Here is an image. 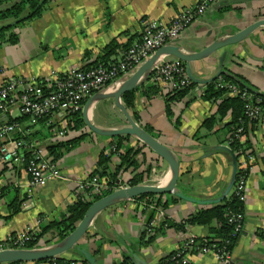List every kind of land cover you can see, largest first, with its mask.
I'll list each match as a JSON object with an SVG mask.
<instances>
[{"label":"crops","instance_id":"obj_1","mask_svg":"<svg viewBox=\"0 0 264 264\" xmlns=\"http://www.w3.org/2000/svg\"><path fill=\"white\" fill-rule=\"evenodd\" d=\"M197 1L51 0L49 9L40 17L17 27V43L0 47V84L11 76L34 77L47 83L55 73H67L98 60L106 54L112 42L119 45L113 55V59H118L126 45L141 38L150 20H170L183 8L193 7ZM233 1L215 0L181 33L175 44L181 51L193 52L228 35L230 30L236 33L264 19V0ZM222 51H227L223 67L220 64ZM86 52H89L88 57H85ZM165 58L180 59L173 55ZM184 65L187 67L185 62ZM223 69L226 73L241 75L264 93V26L238 44L191 62V73L199 80L215 78ZM147 84L150 82L145 86ZM143 86L136 90L135 107L130 112L138 117L137 121L143 127H151L155 136L176 154L180 161L178 189L199 199H221L218 203H222L233 189L223 197L232 180L233 159L231 153L219 145H227L229 128L225 125L230 122V117L218 123L212 131L202 128L204 120L217 112V103L200 94L201 89L205 91L204 83H195L180 101L172 103V118L166 109V96L171 92L169 85L159 82L156 85L159 93L150 97L145 94ZM9 115L12 119L24 116L18 105L10 108ZM60 116L56 117L57 123L63 120ZM90 117L104 128L125 123V116L112 97L93 104ZM177 117L181 119L180 124L176 123ZM24 124L29 126L28 121ZM39 129L40 125L33 128L41 143L50 144L60 139L55 135L56 130L50 133L45 126V135H42ZM82 131L87 133L86 136L56 161L66 179H52L46 185L29 189L24 165L0 166V191L10 187L0 198V245L13 233L27 229L37 233L52 221L61 220L68 206L77 201L79 182L89 178L97 169L102 153L108 155L110 169H116L120 159L118 156L114 158L110 151L117 136L100 135L88 128ZM79 133L70 132L67 137ZM128 136L122 141V151L138 148L139 142L145 145L137 137ZM250 138L255 160L247 178L244 229L237 237L228 261H219L213 251L200 253L193 250L189 256L190 264H264V113ZM137 158L152 165L149 179L154 174L162 177L163 184L169 181V164L146 145ZM132 175V169L123 170L117 179H121L124 185H131ZM143 201L151 204L145 205ZM157 201L165 202V207L158 205ZM14 202L21 204L19 212H13ZM152 204L155 208L151 207ZM212 205L187 201L172 193L121 200L95 216L79 243L93 253L98 264H160L163 258L181 246L189 233L198 239L213 236L209 225L188 222L192 215ZM150 220H154L151 233L146 229ZM60 240V235L52 229L34 247ZM61 257L73 260L75 264H82L85 259L73 250ZM18 264L50 263L30 261Z\"/></svg>","mask_w":264,"mask_h":264},{"label":"built area","instance_id":"obj_2","mask_svg":"<svg viewBox=\"0 0 264 264\" xmlns=\"http://www.w3.org/2000/svg\"><path fill=\"white\" fill-rule=\"evenodd\" d=\"M214 1L198 0L193 7L183 8L170 20H150L145 26L143 37L124 50L113 63L98 64L90 68L80 67L68 71V73H55V77L47 82L46 87L39 84L34 77H26V79L8 77L0 84V140L3 141L0 143V166L12 163L24 165L28 175L27 185L29 189L46 185L52 179H66V175L45 146L38 138L31 137L34 131L33 126L38 125L39 119L44 116H49L47 124L51 125L55 123L56 117L59 115H61L60 119H64L68 114L83 109L85 100L97 91L109 87L132 73L140 64L149 59L160 46L179 37L195 19L206 12ZM219 80L218 86L228 87L229 94H241L246 103V113L251 120H259L262 117L264 107L259 102H254L253 93L247 90L242 91L234 84L225 83L222 78ZM161 81L167 83L171 91H178L191 84L181 62L174 59H163L156 65L149 82L152 85H157ZM200 94H204V89H201ZM14 105H18L20 112L28 117L29 126L18 121L8 122L4 120ZM242 131L243 128L240 127L236 136L245 139ZM15 132L20 134L19 139L11 136ZM55 135L63 137L66 134L64 130H59ZM227 145L229 146V142ZM113 151L115 158L118 153L116 148L111 149L110 152L113 153ZM250 152L251 150L247 152L249 154L247 157L245 154L240 157L243 168L249 167L255 160V155ZM251 168L252 165L250 171ZM248 175L247 173L241 174L235 181V194L242 202L246 200ZM120 187H127V185L119 182L116 189ZM78 189V200L91 201L99 195H106L111 187L105 178L95 176L92 179L79 182ZM143 203L146 205L148 201H143ZM151 207L155 208L153 204ZM227 222L232 226V236L238 237L245 225L243 211L229 210ZM153 226L154 220L147 226L148 230L152 231ZM34 233L35 231L30 229L13 233L1 243L0 249L29 248L27 243L34 239ZM193 250L200 253L213 251L219 261L222 262L228 261L232 252L226 245L218 246L216 242L210 246L200 243L195 234L189 233L180 248L172 253L169 260L172 264H190L189 256ZM71 264L75 263L71 262ZM161 264L166 263L161 262Z\"/></svg>","mask_w":264,"mask_h":264},{"label":"trees","instance_id":"obj_3","mask_svg":"<svg viewBox=\"0 0 264 264\" xmlns=\"http://www.w3.org/2000/svg\"><path fill=\"white\" fill-rule=\"evenodd\" d=\"M50 5L51 0H0V47L5 44L17 43L19 40V33L16 30L17 27H19L27 20H32L40 17L44 13V11L49 9ZM129 46L131 45H126L124 50L129 48ZM118 47L119 45L116 42H112V44L109 46V50L104 56H101L98 60H95L85 65L83 68H90L93 66H97L98 64H110L115 62L117 59H113V55L115 54L116 49ZM88 56L89 52H86L85 57ZM220 78H222L225 83L236 85L242 91L247 90L253 93L255 100L254 102H259L260 105H262L263 107L264 93H261L256 90L255 87L252 86L249 81L241 75L233 73L222 72L215 79L206 83V88L203 97L206 100H209L213 103H217V112L204 120L202 128H206L207 131H212L218 123L223 122L226 117H230V122L227 123L225 126L229 128V136L227 138V142H229V146L235 153L238 161L236 177L237 180L241 174L250 173V167L252 164L247 168H243L241 165L240 157L243 154H245V156L247 157V155H249L247 154L249 150H251V154L255 153L253 149L252 139L250 137L254 134L256 124L259 120H251L248 117L245 107L246 103L245 100L242 98L241 94L231 95L229 94L228 87L218 86ZM193 86H195V83L191 81V84L187 88L178 91H171L167 94L166 109L169 118H172L174 116V112L172 110V103L180 101ZM144 90L145 94L149 97L157 95L159 93L158 87L152 84H147ZM135 94L136 90H132L122 95L123 101L129 110H133L135 107ZM258 99H260L261 101ZM85 103L86 100L83 102V104ZM82 110L83 109L70 113L66 117H64V119L60 123H57L56 120L55 123H52L51 125L47 124L49 116H44L39 119L38 125L41 126L39 132L42 133V135H45V126L46 130L50 133L54 130H56V132H58L59 130L65 131L66 135L60 137V139L57 138V140H53V142L50 144H46V142L42 143L47 149L48 153L53 156L54 161H57L64 153L73 149L86 136L87 133L82 131L85 127ZM6 116L8 118H6L5 120L8 122L22 120L28 121V117L25 115L19 118L17 117L16 119H12L9 113H7ZM134 117L136 120L138 119L135 114ZM180 120V117H177L176 123L180 124ZM34 127L35 125L33 126V128ZM240 127L243 128L242 135H245V139H241L236 136V133ZM145 128L148 132L155 136L151 127L146 126ZM74 131H79L80 133L74 137L68 138L67 135L70 132ZM33 133L31 134V137L38 138L37 131H33ZM14 136L19 137L20 134L16 132ZM128 137V135H120L114 138L115 141L113 142H115L114 144L116 145V152L118 153V158L120 159V163L117 165L116 169L114 171L110 169V159L108 155H106V153L104 152L102 153L99 159L97 169L91 174V176H100L105 178V180L109 181L111 191L116 189L117 178L123 170H133V175L131 176L129 182L131 185L138 184L140 182H143L145 179H149V175L151 173L152 165H147L144 161H139V159L137 158V155L141 153L143 148H145V145L139 142L140 145L136 149L129 148L125 152L121 150L122 141L124 140V138ZM1 142L3 141L0 140V143ZM112 154H115V152L113 151ZM234 186L235 183L233 184V189L230 195L222 203L213 204L210 208L201 210L188 219L189 223L210 226V230L213 236L204 239H198L200 243L210 246L213 242H216L218 246L226 245V247L232 251L237 237L232 236V226L227 222V212L229 210L242 212L244 208V202L240 201L239 198L236 196ZM9 188V186H6L0 191V198L7 192ZM109 192L110 190L107 193ZM153 196L155 195L146 194L138 196L135 199L139 200L142 198H153ZM101 197L102 195H99L91 201H85L83 199L77 200L75 203L68 206L66 213L63 215L61 220L52 221L49 225L42 227L41 231L34 233V239L29 241L27 243V246L29 248H32L37 245L39 239L52 229L57 231L61 239L66 237L70 232H72L76 228V225L79 223V221L83 219L89 206L95 200ZM148 203L150 202L148 201ZM157 204L163 207H165L166 205V203L163 201H157ZM20 210L21 204L14 202L13 212H19ZM172 253L167 255L160 262L172 264L169 260ZM39 262H47L50 264H71V262L74 261L67 260L59 256L54 257L50 260H43ZM18 263L20 262H10L9 264ZM82 264L89 263L86 259H83Z\"/></svg>","mask_w":264,"mask_h":264},{"label":"water","instance_id":"obj_4","mask_svg":"<svg viewBox=\"0 0 264 264\" xmlns=\"http://www.w3.org/2000/svg\"><path fill=\"white\" fill-rule=\"evenodd\" d=\"M250 1L252 0H234L233 2L246 3ZM263 26L264 19H259L236 33H231L232 31L230 30L228 35L222 38L215 39L200 50L189 53L181 51L180 47L175 44L176 40H174L156 50L155 53H153L149 57V59L140 64L132 73L128 74L123 79H120L118 82L111 84L109 87L97 91L90 98H88L82 110L85 122V127L83 130L88 128L94 133L110 137L124 134L137 137L148 148L155 152L161 159L165 160L169 164L171 171V177L169 181L166 184H163L162 177H160L159 175L151 174V178L148 180V182L114 189L112 190V192L95 200L87 209L83 219H81L76 225V228L59 242L46 246L40 244L32 248L0 249V263L50 260L54 257L61 256L67 251L73 250L82 254L89 264H98L97 259L93 255V253L83 248L79 242L87 233L89 225L91 224L95 216L106 207L121 200H134L136 197L146 194L164 195L166 193H172L181 199L193 201L198 204H215L220 202L221 199H199L187 195L178 189L177 183L180 177L179 159L177 158L173 150H171L167 145L160 141V139H158L156 136L148 132L146 128L143 127L134 118V116L124 103L122 95L128 91L137 90L147 82H149L150 76L152 75L156 65L159 64L161 60L167 59L165 58V56L167 55L176 56L185 62L189 77L194 83L206 84L209 81L215 79L218 75L215 78L199 80L191 73V62L206 59L212 54L219 52L220 50H223L230 45L240 43L250 37L256 30L260 29ZM226 56L227 51H222V55L220 58V64L222 67L224 66V60ZM222 72H225L224 69L220 71V73ZM111 97L114 98L116 106L119 107L123 112L125 116V123L124 125L119 127L104 128L97 125L91 119L90 110L93 104H95L96 102ZM219 148H223L230 152L233 159L232 180L227 191L223 195V197H225L236 181L238 161L235 153L232 151L230 146L219 145ZM118 182H121V179H119Z\"/></svg>","mask_w":264,"mask_h":264},{"label":"bare ground","instance_id":"obj_5","mask_svg":"<svg viewBox=\"0 0 264 264\" xmlns=\"http://www.w3.org/2000/svg\"><path fill=\"white\" fill-rule=\"evenodd\" d=\"M142 37H143V34H142L141 38H142ZM174 40H176V38H175V39H172V40H170V41H168V42H166V43L163 44L162 46L167 45V44H169L170 42H172V41H174ZM162 46H160V47H162ZM160 47H159V48H160ZM159 48H158V49H159ZM158 49H157V50H158ZM175 60H179V61L181 62L182 66L184 67V70H185V73H186L187 78H188L190 81H192V79L189 77V74H188V72H187V70H186L187 68H186L185 65L183 64V61H182L181 59H175ZM82 68H83V67H82ZM67 73H68V72H67ZM14 77H19V78H25V79H26V77H23V76H14ZM35 79H36V78H35ZM37 81H38V83L41 84L43 87H46L47 83H42V82H41L40 80H38V79H37ZM188 86H189V85H188ZM188 86H187V87H188ZM187 87H184V88H182V89H180V90H183V89H185V88H187ZM90 97H91V96H90ZM90 97H89V98H90ZM18 122L21 123V124H24V122H22V121H18ZM15 133H16V132H15ZM15 133H12L11 136H12L13 138H15V139H19L20 137H15V136H14ZM124 135H125V134H124ZM118 136H120V135H118ZM115 137H116V136H115ZM113 148H116V145H115V144H113V145L111 146V149H113ZM93 177H95V176H90V177L87 178V179H92ZM85 180H86V179H85ZM118 180H119V179H117V181H116L117 183H119ZM168 180H169V179H168ZM81 181H84V180H81ZM81 181H80V182H81ZM144 182H148V181H143V182H140V183H144ZM117 183H116V184H117ZM140 183H138V184H140ZM133 185H136V184H133ZM27 186H28V185H27ZM127 186H132V185H127ZM112 188H113V187H112ZM110 192H112L111 189H110ZM110 192H109V193H110ZM107 194H108V193H107ZM77 200H78V199H77ZM150 222H151V221H150ZM148 225H149V224H148ZM153 227H154V226H153ZM147 229H148V228H147ZM153 229H154V228H153ZM147 231L151 233L150 230H147ZM56 243H57V242H56ZM54 244H55V243H54ZM179 248H180V247H179ZM179 248H178V249H179ZM73 263H75V262H73ZM160 264H161V263H160Z\"/></svg>","mask_w":264,"mask_h":264},{"label":"rangeland","instance_id":"obj_6","mask_svg":"<svg viewBox=\"0 0 264 264\" xmlns=\"http://www.w3.org/2000/svg\"><path fill=\"white\" fill-rule=\"evenodd\" d=\"M27 21H29V20H27ZM0 23H1V22H0ZM116 183H117V182H116ZM121 183H122V184H125L122 180H121ZM7 237H8V236H7Z\"/></svg>","mask_w":264,"mask_h":264}]
</instances>
